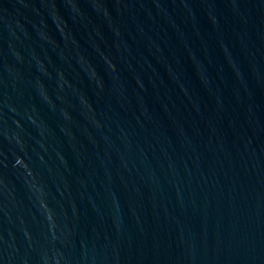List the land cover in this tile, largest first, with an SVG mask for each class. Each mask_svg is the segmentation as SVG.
Segmentation results:
<instances>
[{"label": "water", "instance_id": "water-1", "mask_svg": "<svg viewBox=\"0 0 264 264\" xmlns=\"http://www.w3.org/2000/svg\"><path fill=\"white\" fill-rule=\"evenodd\" d=\"M0 264H264V0H0Z\"/></svg>", "mask_w": 264, "mask_h": 264}]
</instances>
